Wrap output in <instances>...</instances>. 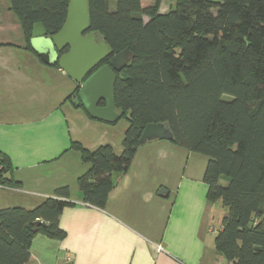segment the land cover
<instances>
[{
  "label": "trees",
  "instance_id": "trees-1",
  "mask_svg": "<svg viewBox=\"0 0 264 264\" xmlns=\"http://www.w3.org/2000/svg\"><path fill=\"white\" fill-rule=\"evenodd\" d=\"M160 1L142 7L141 0H89L97 39L113 53L128 49L131 59L114 73L112 87L118 118L128 123L122 152L108 144L95 150L74 144L88 164L77 177L83 201L102 208L113 175L128 169L140 146L144 126L166 122L171 143L208 158L207 198L226 209L214 238L217 255L233 264H264V0H172L157 15ZM9 3L34 52L33 24L56 33L68 0ZM0 164V184L18 186L3 177L7 160ZM67 197L61 186L33 208H1L0 264H25L36 234L61 238Z\"/></svg>",
  "mask_w": 264,
  "mask_h": 264
},
{
  "label": "crops",
  "instance_id": "crops-1",
  "mask_svg": "<svg viewBox=\"0 0 264 264\" xmlns=\"http://www.w3.org/2000/svg\"><path fill=\"white\" fill-rule=\"evenodd\" d=\"M153 3L141 0L142 7ZM77 86L26 47L9 0H0V158L9 166L3 177L19 182L0 186V209H30L56 188L68 189L58 221L63 236L36 234L25 264H63L66 256L68 264L224 262L214 238L226 209L207 198L203 154L167 139L148 141L125 172L113 175L102 208L83 201L77 177L88 164L74 144H108L120 154L128 123L89 117L72 102Z\"/></svg>",
  "mask_w": 264,
  "mask_h": 264
},
{
  "label": "water",
  "instance_id": "water-1",
  "mask_svg": "<svg viewBox=\"0 0 264 264\" xmlns=\"http://www.w3.org/2000/svg\"><path fill=\"white\" fill-rule=\"evenodd\" d=\"M173 3L172 0H161L157 15L165 13ZM90 28L89 0H68L61 28L48 35L41 23H34L29 42L43 61L57 63L76 82L78 89L72 102L80 104L89 117L111 123L119 116L112 95L114 73L128 64L131 53L128 49L113 53L104 39L97 40L100 33ZM100 101L104 105H99ZM172 137L166 122L148 123L138 144L155 139L171 140ZM161 191L163 188L159 193Z\"/></svg>",
  "mask_w": 264,
  "mask_h": 264
},
{
  "label": "built area",
  "instance_id": "built-area-1",
  "mask_svg": "<svg viewBox=\"0 0 264 264\" xmlns=\"http://www.w3.org/2000/svg\"><path fill=\"white\" fill-rule=\"evenodd\" d=\"M2 168H3V166H2V164H0V171L2 170ZM0 186H2V184H0ZM156 248L158 250L162 249V247L160 245H157ZM70 260H71L70 256H66L64 258L63 264H68ZM216 264H233V263L232 262H226V261H224V262H218Z\"/></svg>",
  "mask_w": 264,
  "mask_h": 264
},
{
  "label": "flooded vegetation",
  "instance_id": "flooded-vegetation-1",
  "mask_svg": "<svg viewBox=\"0 0 264 264\" xmlns=\"http://www.w3.org/2000/svg\"><path fill=\"white\" fill-rule=\"evenodd\" d=\"M64 51H65V50H63L62 52H64ZM104 63H105V61L102 62L100 65H102V64H104ZM77 89H78V88H77ZM76 93H77V92H76ZM76 93H75V94H76ZM102 103H103V104H102ZM99 105H104V102H103V101H100V102H99Z\"/></svg>",
  "mask_w": 264,
  "mask_h": 264
},
{
  "label": "rangeland",
  "instance_id": "rangeland-1",
  "mask_svg": "<svg viewBox=\"0 0 264 264\" xmlns=\"http://www.w3.org/2000/svg\"><path fill=\"white\" fill-rule=\"evenodd\" d=\"M144 20L146 21V20H147V17H145ZM97 40L99 41L100 39H97ZM124 120H125L124 118H120V119H119V122H120V121H124Z\"/></svg>",
  "mask_w": 264,
  "mask_h": 264
}]
</instances>
